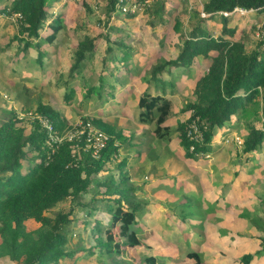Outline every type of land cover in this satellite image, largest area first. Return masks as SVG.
I'll return each mask as SVG.
<instances>
[{
  "label": "rangeland",
  "instance_id": "obj_1",
  "mask_svg": "<svg viewBox=\"0 0 264 264\" xmlns=\"http://www.w3.org/2000/svg\"><path fill=\"white\" fill-rule=\"evenodd\" d=\"M157 1L160 0L148 3L124 0L108 20L103 13L104 0L52 1L47 8L50 17L43 23L39 38L51 33L49 23L55 14L62 27L54 33L52 41L34 38L32 41L39 46L30 45L26 49L12 39L15 17L0 11V121L13 111L24 134L36 118L48 130L46 121L33 111L38 97L56 109L66 124L61 132H49L45 139L49 147L66 139L75 142L71 146L74 154L79 142L82 149L87 148L85 123L94 127L91 118L109 123L114 133H119L113 143L115 154L96 176L101 180L107 176L117 178V165L124 160L127 184L132 188L130 194L139 203L140 214L135 215L133 227L139 244L118 245L121 250L116 255L118 264H145V256H153L164 264H179L192 261L188 257L190 251L197 252L207 264H241L240 257L245 254L252 255L248 264H264V254H260L261 238H264V142L252 152H244L242 142L247 131L232 116L214 135L207 151L193 152V157H187L175 132L167 140L157 139L151 133L152 125L137 121L136 101L143 91L165 93L170 101L165 123L171 128L185 121L190 115L185 108L193 98L194 83L209 64L207 57L194 55L188 64L161 74L159 87L146 86L150 65L160 59L174 58L187 32L197 22L194 11L200 16V0H163L164 12L157 20L152 13V4ZM3 5L5 0H0V8ZM127 12L131 16H125ZM225 16L230 17L227 28H233L230 37L241 40L246 50L258 42L264 44V40H259L264 38V13L237 8ZM204 26L214 38L219 35L221 19L211 16L208 22L204 21ZM98 33L106 34L109 40H95L91 56L82 61L80 72L67 82V69L76 43ZM112 43L118 47L114 46V56L103 66L107 60H104V48ZM40 51L43 54L39 62H33ZM100 83L101 88L85 99L84 88ZM67 85L73 92L64 99ZM257 108V104L250 105L249 119L255 128L263 129ZM34 155L35 152L29 154ZM27 165L23 160L21 171ZM102 190L92 185L78 201L67 197L47 211L46 214L70 212L67 226L70 246L90 248L95 234L102 241L108 237L118 241L115 226L92 229L96 222L105 224L109 218L97 203L104 198ZM95 205V211L88 215L89 206ZM25 225L29 229L38 226L32 220ZM194 233L201 240L196 236L194 239ZM99 258L64 259L59 264H109ZM0 264L18 263L0 257Z\"/></svg>",
  "mask_w": 264,
  "mask_h": 264
},
{
  "label": "trees",
  "instance_id": "obj_2",
  "mask_svg": "<svg viewBox=\"0 0 264 264\" xmlns=\"http://www.w3.org/2000/svg\"><path fill=\"white\" fill-rule=\"evenodd\" d=\"M52 1L56 0H5L6 5L0 8V11H5L10 17H15L16 26L12 39L22 43L23 49L30 45L38 47V42L32 41L34 38L52 41L54 33L62 27L59 16L55 14L49 23L51 33L46 34L43 39L39 38L43 23L50 17L47 8ZM104 1L103 13L107 20L111 13H115L116 9L124 4V0ZM200 1L204 16H198V12L194 11L197 22L187 32L177 55L168 60L160 59L150 65L145 80L146 86L159 87L158 84L162 82L161 74H169L172 68H181L188 64L194 55L207 57L209 64L195 81L193 98L185 108V111H190L189 117L183 122H178L174 128L167 125L165 122L170 111V101L164 96L165 93L155 90L154 93L143 91L139 95L136 101L137 121L152 125L151 133L157 139L167 140L175 132L184 154L193 157V152L208 150L214 135L220 128L225 127L233 116L247 131L242 142L243 151L252 152L264 142V128H255L249 119L250 105L257 104L264 124V44L258 42L252 49L246 50L241 40L230 37L233 28L226 26L230 17L217 15L216 12H232L239 8L263 14L264 0ZM81 4L85 6L84 2ZM152 5V13L160 20L164 12L163 0ZM124 15L129 17L131 13ZM213 15L220 17L221 29L218 36L211 38L204 21ZM100 38L109 40L106 34L98 33L94 37H83L76 43L73 58L67 69V82L73 80L80 72L82 61L91 56L95 40ZM259 40L263 41L264 38ZM119 44L122 45L121 42ZM114 46L117 48V43L104 48V60H107L103 62V66L114 56ZM209 51L213 54H208ZM42 54L43 52H38L32 61L39 62ZM102 78L100 76V80ZM68 85L64 99L70 97L73 92ZM99 87L101 88V83L84 88L85 99ZM241 91L243 95L239 94ZM255 98L257 100H254ZM33 111L36 116L46 121L48 130L42 127L36 118L30 122L29 132L24 134L23 127L17 125L18 118L13 111H9L8 116L0 121V257H6L18 264H59L64 259L84 261L89 256L96 259L103 255V258L99 259L106 260L109 264H118L116 255L121 251L117 248L118 245L134 247L139 244L133 228L134 217L139 214V203L134 202L130 194L132 188L127 184L124 160L117 165V178L107 176L101 180L96 176L115 154L113 143L118 140L119 133H114L109 123L91 118L89 122L107 135V142L97 157L92 156L91 149H82V142H79L77 153L74 154L71 146L75 142L72 140L63 139L52 143L51 147L45 144L49 132H61L66 127L62 115L38 97ZM195 118L202 135L199 142L186 136L188 124ZM30 152H35V155L30 157ZM23 160L27 161L28 165L21 171ZM92 185L102 187L104 198L98 201L102 202L99 205L109 217L105 224L96 222L92 229L115 226L118 241L110 237L102 241L95 234L94 245L90 248L70 246L67 236L70 212L46 213L67 197L78 201ZM81 206L86 209L88 207ZM96 208L97 205L89 206L88 215ZM28 220L34 221L38 226L34 229L27 228L25 222ZM260 254H264L263 237ZM188 257L192 261L179 264H207L195 251L188 252ZM251 257L250 254L241 256V264H248ZM143 261L145 264H164L157 262L153 256H145Z\"/></svg>",
  "mask_w": 264,
  "mask_h": 264
},
{
  "label": "built area",
  "instance_id": "obj_3",
  "mask_svg": "<svg viewBox=\"0 0 264 264\" xmlns=\"http://www.w3.org/2000/svg\"><path fill=\"white\" fill-rule=\"evenodd\" d=\"M141 1L143 3L144 2L148 3L150 0H141ZM199 4H200V8H199L200 16H204V14L201 10L202 9L201 3H199ZM235 9H237V8H235ZM216 14L226 15L227 12L217 11ZM256 35H257V33H256ZM196 120H197V118H195L194 120H192L188 124L186 136L190 140L199 142V141H201L202 135H201L200 130H198ZM85 125H86L85 129L87 130V134L85 135V142H86L85 145L87 148H83V149H91L92 156L97 157L99 151L104 147V145L107 142V139H108L107 135L104 134L103 132L99 131L95 127L91 126L89 123H85ZM191 150H192V146L189 147V151H191ZM196 153H200V152H196Z\"/></svg>",
  "mask_w": 264,
  "mask_h": 264
},
{
  "label": "crops",
  "instance_id": "obj_4",
  "mask_svg": "<svg viewBox=\"0 0 264 264\" xmlns=\"http://www.w3.org/2000/svg\"><path fill=\"white\" fill-rule=\"evenodd\" d=\"M217 15H219V14H217ZM213 16H216V15H213ZM210 17H211V16H210ZM210 17H208L207 19H205V21L208 22ZM127 177H128V175H127ZM127 180H128V179H127ZM127 182H128V181H127ZM97 203L100 204L101 201H98ZM104 211H105V210H104ZM139 214H140V212H139ZM195 228H198L199 230H201L200 227H197V226H196ZM185 229H186V228H185ZM199 230H198V231H199ZM196 235H198V234L194 233V234L192 235V237L195 239L194 236H196ZM196 237H198V236H196ZM198 238H199V237H198ZM199 240H201V238H199ZM200 242H204V241H200ZM201 244H203V243H201Z\"/></svg>",
  "mask_w": 264,
  "mask_h": 264
}]
</instances>
